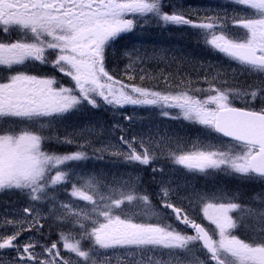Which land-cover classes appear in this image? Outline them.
I'll list each match as a JSON object with an SVG mask.
<instances>
[{
    "label": "snow or ice",
    "instance_id": "snow-or-ice-1",
    "mask_svg": "<svg viewBox=\"0 0 264 264\" xmlns=\"http://www.w3.org/2000/svg\"><path fill=\"white\" fill-rule=\"evenodd\" d=\"M231 2L250 10L232 17L233 27L243 30L239 33L228 31L227 21L220 17L193 21L180 12L167 13L164 0H0V71L4 73L0 78V192L18 190L28 200L22 210L27 214L24 219H8L0 226L5 229L0 232V250L15 251L13 264H70L61 255L59 241L46 245L34 236L22 243L20 238L25 231L45 235L37 204L50 185L68 179V172L59 166L85 159L86 153L56 155L43 151L42 143L54 137L42 135L34 126L43 127L45 120L50 126L55 118L85 103L98 107V98L114 107L131 104L179 109L175 118L182 116L235 143L227 150L223 146L228 141L222 140L220 147L179 155L172 152L175 164L189 172L214 169L264 182V0ZM129 15L133 18H126ZM147 16L165 26L187 25L202 30L206 42L236 62L239 74L253 76V83L241 84L233 75L235 83L229 84L227 74L218 73L219 80L205 77L207 88L189 86L177 92H161L115 78L106 66L107 49L119 34L133 29L137 17ZM36 62L51 65L70 78L71 85L65 86L56 76L31 74L28 69ZM235 98H248L246 104L259 103V110L235 107ZM55 139L73 143L67 136ZM120 139L127 150H116L114 155L142 165L155 158V152L143 141L142 150H138L135 137ZM169 193L168 187L161 188V207L170 210L164 215H171L184 230L172 223L142 222L139 217L152 214V203L134 185L103 192L91 180L80 187L73 184L71 196L91 208L84 212L70 204L62 207L67 215L77 218L74 222L82 229L81 236L92 245L85 250L80 240L61 232L63 249L79 258L77 264H112L113 257L120 264H172L163 257L194 250L205 252L206 259L199 264H264V207L244 211L261 225L258 234L246 242L233 232L238 223L230 213L241 208L235 197L198 194L199 212L214 226L210 230L197 221L195 208L174 203ZM255 199L264 205V197ZM88 220L90 225L85 223Z\"/></svg>",
    "mask_w": 264,
    "mask_h": 264
},
{
    "label": "rangeland",
    "instance_id": "rangeland-1",
    "mask_svg": "<svg viewBox=\"0 0 264 264\" xmlns=\"http://www.w3.org/2000/svg\"><path fill=\"white\" fill-rule=\"evenodd\" d=\"M175 7L183 9L184 12H190L193 14L197 12L201 13L204 18H223L227 21L228 31L237 33L242 32L243 30L233 27L232 17L241 10L245 12L250 11L243 9V6H238L232 3L231 0H205L198 2L180 1L175 4ZM144 23L147 25L151 24L147 21V17ZM205 43L211 47V45L206 42V39ZM141 51L142 48H140V53L138 54L131 49L126 53L120 54L124 57L120 66L124 74L127 71L128 76L126 75V77L129 78V75H131L136 68L141 71L139 67L141 62H144L146 65L148 64V59L144 58ZM112 55L114 56L113 59L117 61L119 55L115 52H113ZM222 65L223 67L225 65V67L237 72L240 67L237 63L231 60H227L224 64L219 62L215 66L208 64V66L212 67L214 72L216 74L219 73L220 76L223 75L221 73ZM42 67H49L50 72L58 77L65 86L71 85L70 78L63 76L52 68L51 65H42ZM146 74L149 76V70L146 71ZM43 76L47 75L44 74ZM241 99L242 98H235L232 100V103H241ZM98 104V107H92L85 103L77 109L64 114L62 117L55 118L52 120L50 126L48 125L47 120L43 122V127L40 125L34 126L40 128L43 133H53L54 131V139L55 137L63 139L67 136L73 140V143H61L62 145H72L79 149H81L80 145H83L82 149H85L84 152L86 153L85 159L70 160L59 166L64 171L68 172V179L72 181L71 185L75 184L77 187H80L86 185L87 182L91 180L94 182L95 186L103 192H106L109 188L119 190L130 185H134L137 190V187L145 177L144 172H146L149 176L146 184L151 186L152 189L140 193H146L149 196L152 203V208L150 209L152 214L139 217L142 222L172 223L174 227L178 226L180 230H184V225L178 224L171 215H164L165 213L170 214V210L161 207V188L168 187L170 189V199L174 203L182 205L185 208H195V218H197V221L201 222L210 230L214 229L213 225H210L207 220L203 219L202 212H199V204L197 201L198 194H227L228 197H233V194H229L228 186L230 183L227 181L233 180L245 182L247 180H243L239 178L237 174L226 171H220L221 173L218 172L215 175H205L207 174L206 172L201 173L199 171L189 172L183 166L175 164L174 162H168V160L172 159L170 156V153L172 152L179 155L197 150H207L213 146L220 147L222 139L215 136L212 132L201 125H199V127H189L188 125L183 126L181 124H174L173 121H168L169 117L168 115H165V111L159 112L164 118L160 121L166 122L151 124L138 120V116L135 114L137 109H157V105L126 104L123 107H114L105 104L104 101L99 100V98ZM126 108L129 109V112H125ZM179 119H183V117L180 116ZM121 136L128 140L135 137L138 150H142L140 149V142L143 141L149 146L150 150L155 152V158L152 159L148 165H142L135 162L129 163L123 158V156L114 155L113 152L116 150H127V145H124L121 142ZM43 144L47 145L48 143ZM232 145V143L228 142L223 147L227 150L231 148ZM78 162H83L86 165H82L80 168H77L76 166L68 168L71 163ZM153 168L157 169V171L154 172ZM217 171L218 170H214V173ZM51 174H55V169L52 170ZM148 180H150L149 183ZM58 185L60 184L54 186L50 185L45 190L44 199L50 203L54 211L66 213L65 209L62 207L63 204H70L75 209L83 210L84 212L90 210V204L71 196V194L70 197L66 199H59L56 196L49 197L48 191L50 188ZM85 190L91 192L90 188H86ZM25 206H27V204ZM38 211L43 217L41 221L45 220L47 217L45 211L41 208H39ZM239 211L240 209H237L230 213L237 222L241 220L238 216ZM8 216H12V219L15 220H22L26 217L23 211L20 210L16 215L9 213ZM73 218L77 219L76 217ZM85 223L90 225L91 220L85 221ZM187 232L188 234H193L191 229H187ZM25 238H21L20 242L22 243ZM215 238L218 239V237ZM38 240L43 244H46L41 238ZM86 241L92 245V242L87 238L80 240L81 247L85 250L91 247L90 246L86 249V246L82 243ZM59 250L63 257L69 259L70 264H77L79 261V258L76 257L74 253H69L63 249V244ZM37 251H40V249ZM154 256L155 258H160L156 254H154ZM202 256H204V254L201 250H194L191 253L180 252L175 257H163V259L171 260L172 264H199L200 261L204 260ZM15 259L16 254L10 257H5L4 260H1L0 258V264H13ZM112 264H120V260L113 257Z\"/></svg>",
    "mask_w": 264,
    "mask_h": 264
},
{
    "label": "trees",
    "instance_id": "trees-1",
    "mask_svg": "<svg viewBox=\"0 0 264 264\" xmlns=\"http://www.w3.org/2000/svg\"><path fill=\"white\" fill-rule=\"evenodd\" d=\"M124 45L129 44V40L124 41ZM116 61L111 57L108 59V70L111 73V71H114V66H116ZM113 76L116 77L115 73H112ZM132 84V80L130 82ZM243 107H254L256 110H259V103L251 102L247 106ZM155 118L158 116V113L155 112L153 114ZM51 146V145H50ZM54 151H56L57 155H65V154H73L77 151H81V149L73 146H67V145H57L56 148H54ZM82 151H85V149H82ZM145 184V181L142 182V186ZM247 184V183H241L238 181H232L231 185L234 187V191L237 195H239V200L241 202H246V204L254 203L255 199L258 195L264 197V187L261 188L260 185H253ZM72 191V185L69 181H65L64 183L60 184L58 187V196L60 199H66L70 197ZM44 209L47 211L48 215L47 218L44 221V231L46 234L50 233L49 241H59L61 242V232L65 234H69L73 236L77 240H84L85 238L81 236L82 229L79 227V224L75 223L73 217L65 215L64 213H55L53 210L49 209L44 204ZM59 235V239L55 240V237L53 235Z\"/></svg>",
    "mask_w": 264,
    "mask_h": 264
},
{
    "label": "flooded vegetation",
    "instance_id": "flooded-vegetation-1",
    "mask_svg": "<svg viewBox=\"0 0 264 264\" xmlns=\"http://www.w3.org/2000/svg\"><path fill=\"white\" fill-rule=\"evenodd\" d=\"M197 20V19H194ZM190 36L192 38H197V34L190 33ZM16 39V34H13V41ZM181 50L175 51L174 54H171L169 56L168 64L165 66V69L175 75L180 80H187V77L198 79L203 75V66L202 62L204 61V57L200 52H191L193 56H190V60L188 62L183 61L180 56ZM31 73H33V69H31ZM230 74V73H227ZM4 73L0 71V78H2ZM210 76V74L207 75V77ZM203 78V77H201ZM200 78V79H201ZM201 83V82H198ZM7 211V202L0 200V226L4 225L5 222L8 220V217L5 215ZM5 219V221H4ZM0 256H5L7 254L12 255L15 254V251H12V249H2L0 250ZM214 264V262H213Z\"/></svg>",
    "mask_w": 264,
    "mask_h": 264
},
{
    "label": "water",
    "instance_id": "water-1",
    "mask_svg": "<svg viewBox=\"0 0 264 264\" xmlns=\"http://www.w3.org/2000/svg\"><path fill=\"white\" fill-rule=\"evenodd\" d=\"M217 135H219V134H217ZM220 136V135H219ZM222 137V136H221ZM224 139H226V140H229L230 141V138H225V137H223Z\"/></svg>",
    "mask_w": 264,
    "mask_h": 264
},
{
    "label": "bare ground",
    "instance_id": "bare-ground-1",
    "mask_svg": "<svg viewBox=\"0 0 264 264\" xmlns=\"http://www.w3.org/2000/svg\"><path fill=\"white\" fill-rule=\"evenodd\" d=\"M188 196V195H187Z\"/></svg>",
    "mask_w": 264,
    "mask_h": 264
}]
</instances>
